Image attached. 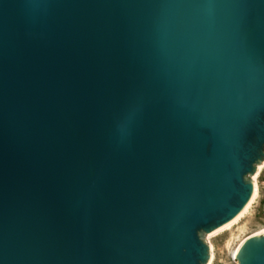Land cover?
Returning a JSON list of instances; mask_svg holds the SVG:
<instances>
[{"label": "water", "instance_id": "obj_1", "mask_svg": "<svg viewBox=\"0 0 264 264\" xmlns=\"http://www.w3.org/2000/svg\"><path fill=\"white\" fill-rule=\"evenodd\" d=\"M263 163L264 0H0V264H207Z\"/></svg>", "mask_w": 264, "mask_h": 264}, {"label": "rangeland", "instance_id": "obj_2", "mask_svg": "<svg viewBox=\"0 0 264 264\" xmlns=\"http://www.w3.org/2000/svg\"><path fill=\"white\" fill-rule=\"evenodd\" d=\"M257 195L247 210L233 223L205 235L211 247L208 264H238L236 250L248 236L264 230V163L255 174Z\"/></svg>", "mask_w": 264, "mask_h": 264}, {"label": "bare ground", "instance_id": "obj_3", "mask_svg": "<svg viewBox=\"0 0 264 264\" xmlns=\"http://www.w3.org/2000/svg\"><path fill=\"white\" fill-rule=\"evenodd\" d=\"M256 195H257V187H256V192H255V194H254V196H253V199H252V201L254 200V198L256 197ZM252 201L249 203V205L252 203ZM249 205L246 207V209L235 219V220H233L232 222H230V223H228L227 225H225L224 227H226V226H228V225H230L231 223H233L234 221H236L246 210H247V208L249 207ZM223 228V227H222ZM244 241V240H243ZM242 241V242H243ZM241 242V243H242ZM240 243V244H241ZM210 262V261H209ZM208 264V263H207Z\"/></svg>", "mask_w": 264, "mask_h": 264}]
</instances>
